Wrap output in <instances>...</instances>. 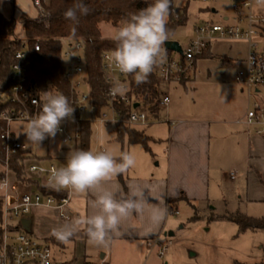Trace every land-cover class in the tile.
<instances>
[{"label": "rangeland", "instance_id": "obj_1", "mask_svg": "<svg viewBox=\"0 0 264 264\" xmlns=\"http://www.w3.org/2000/svg\"><path fill=\"white\" fill-rule=\"evenodd\" d=\"M173 4L180 11L184 8L187 10L185 23L177 26L168 38L179 41L182 46H186L189 39L194 36V25L205 20L223 23L226 16H231L230 20H232L235 15L231 0H209L207 2L173 0ZM212 7L217 12H212ZM255 9L264 12V5L255 7ZM0 10L6 16H14L17 20L16 32L22 37H24L23 22L29 16H36L39 13L32 0H0ZM116 29L107 24L103 25V36L113 40ZM23 39H26V34ZM211 46L210 54L197 60L194 81L162 83V91L167 92L170 101L160 108L159 122H153L143 129L145 134L152 136L149 143L151 151H147L141 144L124 140L125 152L132 153L136 159L135 166L128 171L130 175H133L136 166L140 167V165L146 174H149L150 170L156 173L165 172L171 130L166 122L168 119L203 117L211 120L212 131L219 125L218 123H222L219 127L238 131V126L228 124V121L236 116L237 110L233 109L228 112L226 107L237 103L236 96L241 85L236 82L235 75L237 71L246 69V63L243 60L248 57L249 42L241 39L218 40L212 42ZM222 65L227 67L224 73L218 69ZM245 94L247 97L246 90ZM26 125L27 122L17 121L12 124V127L17 136L33 151L34 157L29 162H58L61 158L67 160L68 155L75 151L73 146L63 145L58 136L49 138L41 144L28 141L23 135ZM98 130L96 128L93 131L89 150L95 151L98 143L101 142L107 150L119 155L121 151L116 152L114 147H121L122 144L116 140L115 128L109 126L102 131ZM231 139L217 141L215 134L212 133L209 200L197 201L194 205L180 201L178 213H171V217L176 219L173 229L175 233L167 238L172 240L169 246L172 256L168 258L167 251L163 257L154 253L152 258L143 260L142 264H166L168 260L169 264L264 262V230L240 231L235 222L226 219H211L217 215L238 213L256 218L264 216V163L260 162L264 161V156L261 159L252 157L251 169L244 163L242 147H237L236 142L233 144ZM217 146L221 151L219 153L215 152ZM1 169L3 165L0 164ZM230 171L236 174L234 178H231ZM29 174L39 178V175L35 173ZM32 210L35 212V209ZM193 216H198V219L193 220ZM17 222L18 219H15L13 224ZM33 229L39 241H43L49 232L46 222L38 224L34 221ZM112 243L113 260L111 264H139L141 258L138 254H135V258L129 263L120 261L123 253L119 242L113 241ZM50 246L55 255L62 253L56 244Z\"/></svg>", "mask_w": 264, "mask_h": 264}, {"label": "built area", "instance_id": "obj_2", "mask_svg": "<svg viewBox=\"0 0 264 264\" xmlns=\"http://www.w3.org/2000/svg\"><path fill=\"white\" fill-rule=\"evenodd\" d=\"M39 13L35 19L44 21L49 25L50 13L47 5L50 0H32ZM207 2L209 0H199ZM235 15L226 16L224 22L205 20L194 25V36L189 39L186 46H182V52L169 50L164 47L163 59L153 69L149 76H156L162 83L188 81L194 71L198 58L210 48L212 42L223 39H241L249 42V54L246 59V69L236 72L235 80L248 93V108L245 114L236 122L259 137L264 138V103L257 97L264 91V12L255 7L261 6L256 0H231ZM212 12H217L211 8ZM183 10L174 9V18L178 19ZM26 40V39H25ZM64 45L63 56L65 59V80L67 91L62 93L74 108L73 118L61 122L62 131L56 136L65 146L79 145L82 139L83 124L89 123L94 131H102L104 128L117 125H125L137 129L145 128L153 122H159V113H154L150 107H145L134 96L130 81L131 74L121 73L115 64L109 60L112 51H104L101 54V70L105 83V103L99 113L97 104L91 100V86L87 81V67L85 60V41L75 38H61ZM181 44V43H180ZM36 51L41 48L40 38H35L33 43ZM27 57V44L16 53L17 61L12 65V87L3 96V100H9L16 104L17 108H11L2 113L5 125L0 132V138L4 146V155L0 156L3 165L0 177V193L3 197V237L0 241V264H76L74 261L58 262L55 260L51 246L47 242H41L28 232L21 222L13 226V221H19L32 212V209L52 210L57 219L62 222L73 221L82 216L81 212L72 207L75 192L71 189H59L48 183L51 170L66 165V159L58 162L34 163L26 160V175L29 173L39 175V186L33 182H22L16 178L11 168V159L22 150L31 149L23 142L14 131V122H27L37 116L41 111V93L36 85L29 84V68L25 63ZM116 84H123L126 92L123 95H111L110 89ZM170 101V96L162 93L158 102L159 110ZM139 104L135 106V103ZM170 127L177 125L179 121L166 120ZM45 139L43 142L47 141ZM107 150L101 142L95 151ZM31 154L33 151L31 150ZM231 172L230 175H234ZM23 187V188H22ZM23 189V191L21 190ZM177 213V210L169 209ZM12 227H16L12 229ZM157 247L158 255L163 257L168 249V244H162L156 238L152 242ZM107 264L105 259L97 263Z\"/></svg>", "mask_w": 264, "mask_h": 264}, {"label": "crops", "instance_id": "obj_3", "mask_svg": "<svg viewBox=\"0 0 264 264\" xmlns=\"http://www.w3.org/2000/svg\"><path fill=\"white\" fill-rule=\"evenodd\" d=\"M36 17L37 15L29 16V18L32 19H35ZM23 34L25 37V31ZM16 35L21 39L24 38L20 34L18 35L17 32ZM211 48L212 46H210L206 55L210 54ZM246 59L243 60L245 63ZM218 69L220 72L224 73L227 70V67L222 65ZM190 80H195V73H193L188 81ZM164 93L167 94V92ZM247 97L245 94V88L240 86V91L236 96L237 103L226 107L228 112L233 111V109L237 110L236 116L231 118L228 121V124L238 126V131H233L229 128L226 129V127H219L222 123H218L219 125H217L212 131L211 120L203 117L181 118L180 120H177L179 121L177 125L171 127L170 130V141L167 147L166 170L164 173H156L150 170L151 172L146 174L143 170L144 168L140 165V167L136 166L133 175H130L129 172L123 174V182L116 176L111 181L104 184L105 188L112 190L115 193L117 199L127 197L130 194L131 189L137 186L144 188L150 193L148 196L150 204L159 205L167 210L164 220L151 232L148 231L147 220L134 214L131 218L123 222L119 234H110V239L106 246H95L90 244L88 237L83 230L78 231L71 238L70 242L65 244L52 235V230L63 225H69L74 220L62 222L57 219L54 211L39 209H35V212L32 210V212L25 217L26 219H30V230H27L24 226L23 227L38 239L36 232L33 229V222L35 221L38 224L46 222L49 232L41 242H47L50 245L56 244L62 253L59 255L53 253V255L56 261L62 263L74 261L76 264H87L90 262L97 263L100 260L105 259L107 264H111L113 260L112 242L115 241L119 242L120 249L123 253L120 257V261L129 263L135 258V254H138L141 258L139 264H142L143 260L146 261L152 258L154 253L158 255L157 247L152 244L153 240L156 238L162 244H165L166 242L169 243L167 252L168 258H170L172 253L171 250H169V246L172 244V240L167 238L174 235L175 231L173 229L176 223V219L171 217V213L173 212H170V206L173 210L178 211V203L180 201H185L194 205L197 201H208L210 198L212 133L215 134L217 141L232 138L231 141L233 144L236 142L237 147L241 146L243 149L242 156L245 157L244 163L247 166H250L251 169L252 157L261 159L264 156V138L254 135L246 128V126L236 122L246 112L249 102ZM257 97L264 103V91L258 93ZM224 123L227 124V122ZM141 129L143 130L144 128ZM217 144L220 143L217 142ZM114 150L119 152L121 151V147L115 146ZM215 152H221L218 146ZM141 159L143 160L144 158ZM257 161L259 162V160ZM260 162L264 163L263 160ZM231 172L232 171H230V173ZM235 176L236 174L231 175V178H234ZM183 196H185L186 199L182 198ZM94 199L95 193L92 191L86 193L75 192L72 200V207L81 212V217L92 215L96 211V209L92 207ZM19 222L22 223V219L20 221L18 220L13 226H16ZM12 229L16 230V227H12ZM145 251L147 255L145 254ZM166 264H169V260Z\"/></svg>", "mask_w": 264, "mask_h": 264}, {"label": "clouds", "instance_id": "obj_4", "mask_svg": "<svg viewBox=\"0 0 264 264\" xmlns=\"http://www.w3.org/2000/svg\"><path fill=\"white\" fill-rule=\"evenodd\" d=\"M264 5V0H256ZM171 0H153L148 7L130 16L123 26L115 30L113 40L115 49L109 60L124 74H134L137 85L145 83L154 67L162 61L164 44L168 40L167 22ZM87 15L88 7L83 0H77L74 7L64 12L65 19L77 21V13ZM126 87L116 84L110 89L111 95H123ZM41 111L30 119L23 135L34 144H41L47 138H55L62 131L61 122L73 118L74 108L62 93L44 92L40 97ZM136 164L135 156L122 152L119 156L111 150H77L67 157L64 167L54 168L48 178L50 186L59 189H71L76 193H95L92 215L83 216L69 225L52 230V235L67 244L80 230L85 231L89 243L106 246L110 234H119L124 221L134 214L147 220L148 231L164 220L167 210L159 205H152L148 193L139 186L131 189L130 194L117 199L115 193L104 187L118 175L125 174Z\"/></svg>", "mask_w": 264, "mask_h": 264}, {"label": "trees", "instance_id": "obj_5", "mask_svg": "<svg viewBox=\"0 0 264 264\" xmlns=\"http://www.w3.org/2000/svg\"><path fill=\"white\" fill-rule=\"evenodd\" d=\"M77 0H50L47 9L50 13L49 25L38 19L27 18L24 21L23 29L26 34V40L17 37L16 19L14 16H6L0 10V132L5 125L2 119V113L11 108H17L16 104L9 100H3V95L11 90L12 65L17 61L16 53L23 49L24 42L27 44V57L25 63L29 68V84L36 85L41 93L47 91L65 92L67 91V82L65 80V59L63 56L64 45L61 38L83 39L85 41V60L87 67V81L91 86V100L97 104L99 113L105 103V83L103 72L101 70V54L104 51H113L116 47L114 40L105 38L102 32L103 25H110L114 28L123 26L129 20L130 16L139 10L148 7L153 0H83L88 7L87 15L77 13V21L65 19L64 12L68 8L74 7ZM176 9L171 0L170 14L167 22L168 35L174 29L184 24L187 19V10L183 9L181 16L174 18L173 11ZM264 34V30H263ZM35 38H40L41 48L36 51L33 43ZM208 50L203 54L205 56ZM132 92L134 96L145 107L158 114V102L163 93L162 81L156 76H148L145 83L137 85L134 74L130 75ZM116 140L121 142V153L124 150V140L129 143L141 144L147 151H151L150 141L152 137L145 134L142 129L117 125ZM93 135L92 127L89 123L83 124L82 139L79 145L74 146L77 150H89L91 137ZM4 155V146L0 138V156ZM34 155L31 149L22 150L17 156L11 159V168L16 178L22 182H33L39 186V179L28 177L25 167L26 160H30ZM1 164V163H0ZM2 165V164H1ZM2 169L0 170V177ZM122 182L123 174L117 176ZM182 198L186 199L185 196ZM173 202V201H171ZM171 209V206H170ZM0 241L3 237V197L0 193ZM193 220L198 216H193ZM214 220H230L235 222L240 231L264 230V216L260 218L247 216L244 214H226L213 216ZM235 264H249L236 262ZM251 264V263H250ZM252 264H264L256 262Z\"/></svg>", "mask_w": 264, "mask_h": 264}, {"label": "water", "instance_id": "obj_6", "mask_svg": "<svg viewBox=\"0 0 264 264\" xmlns=\"http://www.w3.org/2000/svg\"><path fill=\"white\" fill-rule=\"evenodd\" d=\"M165 47L169 50H175V51H178L179 53L182 52V47H181V44L179 41L177 40H170L168 39L166 42H165ZM139 103L136 102L135 103V106H137ZM22 224L23 226L27 229V230H30L29 229V226H30V219H26V218H23L22 219Z\"/></svg>", "mask_w": 264, "mask_h": 264}]
</instances>
